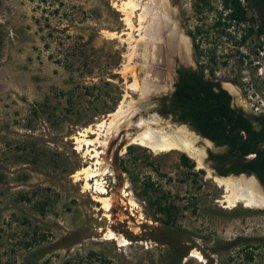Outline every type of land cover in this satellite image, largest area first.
<instances>
[{
	"label": "rangeland",
	"instance_id": "rangeland-1",
	"mask_svg": "<svg viewBox=\"0 0 264 264\" xmlns=\"http://www.w3.org/2000/svg\"><path fill=\"white\" fill-rule=\"evenodd\" d=\"M126 1L0 0V264H264V208L230 207L216 182L221 175L210 155L224 148L194 136L199 166L183 151L157 155L133 144L141 119L158 118L170 132L186 125L160 114L163 95L141 106L144 97L132 89L135 78L144 84L149 64L140 56L129 61ZM166 1L188 44L187 62L206 76L213 68L235 103L255 113L252 105L264 100V74L255 69L262 39L253 34L238 45L247 24L232 23L230 37L215 29L227 14L223 0ZM141 13L132 19L137 28ZM163 45L155 42L154 54L161 57ZM122 103L138 111L112 132ZM90 127L97 132L88 136L95 159L76 150L75 138ZM97 161L106 196L84 191L75 178ZM102 198L112 202L108 212ZM110 231L130 245L107 240Z\"/></svg>",
	"mask_w": 264,
	"mask_h": 264
},
{
	"label": "bare ground",
	"instance_id": "bare-ground-1",
	"mask_svg": "<svg viewBox=\"0 0 264 264\" xmlns=\"http://www.w3.org/2000/svg\"><path fill=\"white\" fill-rule=\"evenodd\" d=\"M141 1L142 0H127L121 4V10L126 16L125 21L128 25V31H130L127 34L129 36L128 43L132 50V53L129 56V61L140 56L143 58L144 62L149 64V66L146 68L147 74L144 84H141L138 78H135L132 89L141 93L142 97H144L143 100H148L151 95L159 93L166 88L161 83V78L165 79L166 77L162 76L163 70H157L158 68L155 66H158V63L156 61L149 60L150 55H152L151 53H153L155 48V43L151 42L158 40H161L162 42L164 41L166 47L167 68L170 67L171 55L175 51L180 53L187 61L188 44L185 45V40L178 35L176 30L171 28V23L173 22L172 14L166 0H150V2L145 6ZM138 11H142V13L139 15V24L137 28V26L134 25L132 19L135 16V13ZM149 18L151 21L149 22L148 26L145 27L144 24ZM132 31L133 33H140V40L135 39ZM163 65L165 67V64ZM165 72L167 71L165 70ZM136 106L137 105L135 104L126 105L122 103L119 110L114 115L113 120L110 122L109 129L112 132H116V130H118L122 124L130 123V120H132L133 116L138 111ZM160 125V120L158 118H150L147 120L141 119L137 125L141 134L139 133L140 135L132 138L133 144L148 148L157 155L168 153L172 150H179L188 153L190 156H193L196 159L200 158V154L195 148L196 143L198 142V139L200 140V138L196 136L198 138L197 139L194 137V134H189L186 127H175L174 132H170L160 128ZM105 126V123L97 125V131L102 132V128ZM94 134H97V132L94 130V128L90 127L79 133L78 137L75 138L77 144L76 150L79 152L85 151L84 156L91 155L93 159L98 158L99 153L95 147V142L88 140V136ZM102 145L106 147L107 142L103 143ZM198 164L199 166H202V160L200 161L199 159ZM99 166L101 167V163L97 161L95 168H87L83 172L78 173L75 178L76 181H84V191H89L91 189L93 190L94 188V192L96 194L106 196L107 190L104 186V183L96 180L97 177L104 175L105 172H102ZM94 180L95 183L91 184V182ZM216 182L218 186L225 187L227 193H229V196L226 197V201L230 207H235L237 204L243 203L247 207L264 208V193L253 178H239L237 180L231 178H218ZM101 200L103 201V208L106 210V212H108L112 207L111 200L109 198H102L100 201ZM129 204L131 207L139 208L138 204L133 200H130ZM107 240L117 241L120 247H126L130 245L127 239H125L123 236H117L112 231L107 234ZM192 258L201 259V256L198 253H194Z\"/></svg>",
	"mask_w": 264,
	"mask_h": 264
},
{
	"label": "trees",
	"instance_id": "trees-1",
	"mask_svg": "<svg viewBox=\"0 0 264 264\" xmlns=\"http://www.w3.org/2000/svg\"><path fill=\"white\" fill-rule=\"evenodd\" d=\"M201 1L208 4L206 0ZM247 9L249 10L248 5L246 8L240 0H223V10L227 11V15L225 19H222V15L220 16L215 29H219L223 35L230 37L227 30L232 27V23L237 26L254 24L256 19L248 13ZM198 33L201 34V30H198ZM253 34L260 37L264 34V28L256 32L254 28L249 27L241 42L237 44H244ZM211 62L216 63L214 56L211 57ZM201 72V77L191 75L179 83L170 103L167 104L163 99L160 114L165 117L173 116L175 120L182 123H190L201 136L212 141L217 147L225 149L223 154L211 153L210 155L211 159L217 163V170L221 176L254 175L264 186V150L260 152L255 161L247 165L241 164L236 152L237 145L242 141L241 152L245 156L253 154L258 143L264 142V115L252 118L245 116L242 110L232 108V97L224 90L215 92L214 88L219 85L205 82L203 80L204 68ZM209 72L214 77V69L211 68ZM242 129L247 133L246 139L241 132ZM181 160L185 166H192L185 154L182 155ZM156 203L160 205L159 210L167 211L169 220H172L173 213L170 209L162 208L161 201H156Z\"/></svg>",
	"mask_w": 264,
	"mask_h": 264
},
{
	"label": "flooded vegetation",
	"instance_id": "flooded-vegetation-1",
	"mask_svg": "<svg viewBox=\"0 0 264 264\" xmlns=\"http://www.w3.org/2000/svg\"><path fill=\"white\" fill-rule=\"evenodd\" d=\"M246 4L248 5L249 7V11H250V14L256 19L255 23L254 24H247L249 27H252L256 30V32L260 29H262V27L264 28V1L263 0H245ZM227 15V14H226ZM225 15V16H226ZM176 22H172L171 23V28L173 30H176L178 32V35L181 37L180 35V32H179V29L180 27H178V25ZM181 30V29H180ZM260 38L262 39V42H264V34L260 35ZM159 42L161 40H158ZM157 42V41H155ZM155 42H151V43H155ZM150 43V44H151ZM164 44V41L162 42ZM197 44H199V42L197 41ZM164 49L163 52L161 53V57L158 56L157 54H154V50H153V53H151L152 55H150V58L149 60L151 61H156L158 63V65H162L161 66H164L163 64H165V69L167 72H170L169 71V68H167V61H166V47H165V44L163 45ZM180 53L178 52H174L172 53L171 55V64H170V67L171 66H174V71H175V75L173 77L172 80L170 81H167L166 80V83L169 84L168 85V88L166 89L164 95H163V98L159 101V107L162 106L163 104V99H165L166 103H170L172 100H173V97L177 91V85L183 81H185L188 77H190L191 75H196L197 77H201L202 76V72L201 70H199L198 68L190 65V63H188L186 61V59L182 56ZM175 57V58H174ZM174 58V60H173ZM164 62V63H163ZM259 62H257V65H255V69H256V72L258 73L259 72ZM172 69V67H171ZM170 69V70H171ZM162 71V70H161ZM165 71V70H164ZM166 79V77H165ZM203 80L205 82H213L214 84L216 85H219V87L217 86L216 88H214V91L215 92H219L221 90H224L226 91L231 97H232V100H231V107L232 108H235L237 110H242L244 112V115L245 116H248V117H252V118H255V117H258V116H261V115H264V107L258 111H256L255 113H249L246 111V109H244L243 107H239L235 101H234V96L232 95V93L227 90L221 83V81L217 78H213L211 75L210 76H204ZM173 118V116H170ZM174 119V118H173ZM175 120V119H174ZM177 121V120H175ZM179 122V121H177ZM180 124L182 125H188L193 131L196 132V130L193 129L192 125L190 123H182V122H179ZM257 125V124H256ZM198 135H200L198 132H196ZM192 134V133H191ZM201 136V135H200ZM203 137V136H202ZM207 139V138H206ZM136 145V144H135ZM215 145V144H214ZM216 146V145H215ZM220 148V147H218ZM108 192V191H107ZM108 194V193H107ZM126 196H129V194H126Z\"/></svg>",
	"mask_w": 264,
	"mask_h": 264
},
{
	"label": "water",
	"instance_id": "water-1",
	"mask_svg": "<svg viewBox=\"0 0 264 264\" xmlns=\"http://www.w3.org/2000/svg\"><path fill=\"white\" fill-rule=\"evenodd\" d=\"M175 73V71H174V66H172V69L170 70V72H169V77L166 79L167 81H170L171 80V77L173 76L174 77V74ZM166 80H165V90L168 88V84L166 83ZM165 90L164 91H161V92H159V93H156V94H153V95H151L150 96V98L152 97V96H161V95H164V93H165ZM149 100V99H148ZM150 103L151 102H148L147 100H144L143 102H142V106H146V105H150ZM143 109V108H142ZM149 111V110H148ZM183 127H186L189 131H192L193 133H194V135L195 136H197L198 138H200L201 139V141H203V143L204 144H206V145H208V146H211V145H214V143L212 142V141H210V140H208V139H206V138H204V137H202V136H200V135H198L195 131H193L192 129H190V127L188 126V125H186V126H183ZM241 132L244 134V136H245V139L247 138V133H246V131L244 130V129H242L241 130ZM244 139V140H245ZM242 143H243V141L242 142H240L238 145H237V148H236V152H237V154H238V156H239V160H240V162H241V164H243V165H247V164H250V163H252L253 161H255L257 158H258V156H259V154H260V152L262 151V150H264V142H260V143H258V145L256 146V150H255V152L253 153V154H251V155H248V156H245L242 152H241V145H242ZM186 153V152H185ZM187 155H189L188 153H186ZM203 158V157H202ZM227 177H232V178H234V177H239V178H243V179H249V178H253L254 180H255V182L258 184V186L260 187V189L262 190V192L264 193V186H263V184L259 181V179L256 177V176H254V175H247V174H240V175H229V176H218V178H220V179H227ZM245 206V205H244ZM260 209H263V208H260Z\"/></svg>",
	"mask_w": 264,
	"mask_h": 264
},
{
	"label": "built area",
	"instance_id": "built-area-1",
	"mask_svg": "<svg viewBox=\"0 0 264 264\" xmlns=\"http://www.w3.org/2000/svg\"><path fill=\"white\" fill-rule=\"evenodd\" d=\"M258 52L260 54V59H261L260 61H258L259 62L258 65H262V64L264 65V45H261L258 48ZM263 74H264L263 73V69L260 67L259 75L263 76ZM252 107L255 108V111H258V110L262 109L264 107V100H262L261 105L256 107L255 104H253Z\"/></svg>",
	"mask_w": 264,
	"mask_h": 264
}]
</instances>
